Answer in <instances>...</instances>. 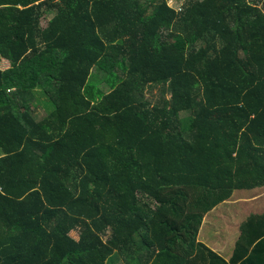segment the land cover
<instances>
[{"label": "trees", "instance_id": "obj_1", "mask_svg": "<svg viewBox=\"0 0 264 264\" xmlns=\"http://www.w3.org/2000/svg\"><path fill=\"white\" fill-rule=\"evenodd\" d=\"M255 190L264 0H0V264H264L198 242Z\"/></svg>", "mask_w": 264, "mask_h": 264}, {"label": "rangeland", "instance_id": "obj_2", "mask_svg": "<svg viewBox=\"0 0 264 264\" xmlns=\"http://www.w3.org/2000/svg\"><path fill=\"white\" fill-rule=\"evenodd\" d=\"M184 0H172L171 6L180 9ZM51 15L43 18L42 25L45 27L51 18ZM102 89L105 92L109 91L108 86L102 84ZM159 93L157 89L153 91V94ZM37 101L42 108H39L37 117L40 119L42 116L48 114L49 108L45 101L44 93L41 90L35 92ZM45 101V102H44ZM264 213V190H255L249 192H236L233 198L218 206L210 214H208L204 221L200 232V240L206 245L210 242L216 244L222 243L220 246L224 255H226V249L231 244L235 248L237 239L239 237L240 225L250 216Z\"/></svg>", "mask_w": 264, "mask_h": 264}, {"label": "crops", "instance_id": "obj_3", "mask_svg": "<svg viewBox=\"0 0 264 264\" xmlns=\"http://www.w3.org/2000/svg\"><path fill=\"white\" fill-rule=\"evenodd\" d=\"M172 0H168V2H171ZM170 5V3H169ZM171 6V5H170ZM173 7V6H171ZM174 8V7H173ZM43 26V25H42ZM10 67V63L7 61V60H3L1 62V68L3 70H7L8 68ZM45 102V101H44ZM41 106V105H40ZM42 108V107H41ZM43 117V116H42ZM259 214H263V213H259ZM203 229V228H201ZM202 230H200L201 232ZM238 240V239H237ZM198 242L204 244L201 240H200V234H199V238H198ZM223 243V242H222ZM222 243L220 244H214L212 242H210V244H206L207 247H209L211 250H213L214 252L218 253L220 256H222L226 261H230L231 257H232V254H233V251H234V248L232 250V247H233V244L230 243V245L227 247L226 249V255L223 254L220 246L222 245ZM205 245V244H204Z\"/></svg>", "mask_w": 264, "mask_h": 264}]
</instances>
